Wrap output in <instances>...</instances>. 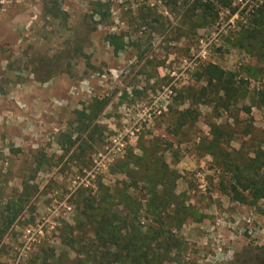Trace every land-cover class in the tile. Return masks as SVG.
Wrapping results in <instances>:
<instances>
[{
    "label": "rangeland",
    "instance_id": "1",
    "mask_svg": "<svg viewBox=\"0 0 264 264\" xmlns=\"http://www.w3.org/2000/svg\"><path fill=\"white\" fill-rule=\"evenodd\" d=\"M209 64L234 73L230 109ZM0 84V264L93 262L79 222L104 187L112 260L137 241L142 264H264V198L225 187L264 150V0H0ZM141 154L156 187L122 165Z\"/></svg>",
    "mask_w": 264,
    "mask_h": 264
},
{
    "label": "trees",
    "instance_id": "2",
    "mask_svg": "<svg viewBox=\"0 0 264 264\" xmlns=\"http://www.w3.org/2000/svg\"><path fill=\"white\" fill-rule=\"evenodd\" d=\"M52 3L53 4L49 9L52 14L56 16L65 14L64 10H62L56 1ZM94 5L93 17L98 16L100 18L99 21L105 20L107 14L104 3L97 1ZM122 39L123 38L117 34H109L107 36V40L114 46L116 53L123 50L126 46ZM205 75L208 84L216 88V93L218 95L223 93V95L221 94L222 99L224 100L222 107L230 109L232 99L235 98L240 91V86L234 77V73L227 71L216 64H209L206 67ZM4 92V84H0V93ZM258 93L262 96L259 105L264 106V90H260ZM97 103L100 104V109L106 105L105 100H99ZM187 113H189V110ZM254 153V157H252L248 162L230 163L228 165V167L232 169L231 171H233V177L231 182L228 185H225L227 193H229L233 200L242 203H250L252 205H254L258 200L264 198V174L260 172V170L264 167V150L259 148ZM144 159L145 154H141L134 157V162L130 161L128 158L123 161L122 165L130 166L131 164L133 166L134 173L138 174L136 179L139 181L144 180L156 187L160 183L161 178L159 179L157 171L148 173L149 169L146 167L147 164L144 163ZM132 177L133 176H130V178ZM108 189L109 188L104 187V189L99 190L100 194L98 195V199L100 203L95 207V216H93L94 213H92L91 209L96 196L90 197L85 194L83 198L85 200L86 207L83 213L87 214V216L86 219L79 222V227L82 226L89 229L92 236L91 239L93 240L92 247L94 246V250L97 253L94 261L89 264L123 263V260L120 258L117 259L116 257L115 259L114 257L113 260L110 258L111 249L113 248L112 245L115 243L117 238H120L123 235V230L119 229V222L114 220L115 216L114 211L111 210L112 208L107 205V203H104L105 198H107L105 195L108 194ZM121 197L129 199L127 195H122ZM122 203L126 205V202L122 201ZM98 215H100L99 218L97 217ZM14 217H16V215ZM85 231H87V229H85ZM92 247H88V250L85 253H89ZM132 247V252L127 253V261H129L130 264H142L146 258H149L146 248L138 246L137 241L133 242ZM114 256L117 255L114 254Z\"/></svg>",
    "mask_w": 264,
    "mask_h": 264
}]
</instances>
